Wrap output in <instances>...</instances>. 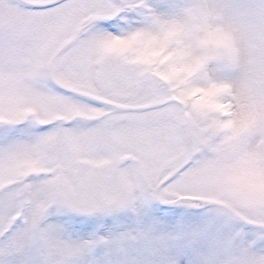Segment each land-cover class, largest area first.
Segmentation results:
<instances>
[{
	"label": "snow or ice",
	"instance_id": "6c2138e0",
	"mask_svg": "<svg viewBox=\"0 0 264 264\" xmlns=\"http://www.w3.org/2000/svg\"><path fill=\"white\" fill-rule=\"evenodd\" d=\"M0 264H264V0H0Z\"/></svg>",
	"mask_w": 264,
	"mask_h": 264
}]
</instances>
